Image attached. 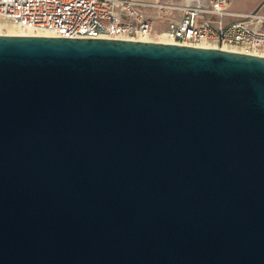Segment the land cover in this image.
Returning <instances> with one entry per match:
<instances>
[{
  "label": "water",
  "instance_id": "water-1",
  "mask_svg": "<svg viewBox=\"0 0 264 264\" xmlns=\"http://www.w3.org/2000/svg\"><path fill=\"white\" fill-rule=\"evenodd\" d=\"M0 264H264V56L0 34Z\"/></svg>",
  "mask_w": 264,
  "mask_h": 264
},
{
  "label": "built area",
  "instance_id": "built-area-1",
  "mask_svg": "<svg viewBox=\"0 0 264 264\" xmlns=\"http://www.w3.org/2000/svg\"><path fill=\"white\" fill-rule=\"evenodd\" d=\"M231 2L178 8L160 1L0 0V25L45 37L156 42L164 35L177 45L234 46L264 54V15L230 11Z\"/></svg>",
  "mask_w": 264,
  "mask_h": 264
},
{
  "label": "crops",
  "instance_id": "crops-1",
  "mask_svg": "<svg viewBox=\"0 0 264 264\" xmlns=\"http://www.w3.org/2000/svg\"><path fill=\"white\" fill-rule=\"evenodd\" d=\"M154 1V0H153ZM164 2V3H169V4H174V5H180L183 3L184 6H192V5H201V6H206L208 4V0H157L156 2ZM182 2V3H181ZM255 1H251L248 8L244 10H234L232 9L233 6V0L230 5V11L237 12V13H260L264 15V12L261 11V9L264 7V5H261L257 7L255 10L252 9V5L254 4ZM264 4V3H263ZM254 8V7H253ZM254 11V12H251Z\"/></svg>",
  "mask_w": 264,
  "mask_h": 264
},
{
  "label": "bare ground",
  "instance_id": "bare-ground-1",
  "mask_svg": "<svg viewBox=\"0 0 264 264\" xmlns=\"http://www.w3.org/2000/svg\"><path fill=\"white\" fill-rule=\"evenodd\" d=\"M154 1H157V0H154ZM3 27H6L7 30H8V33L9 35H23V34H26L24 32H21L19 30H17L15 27L11 26V25H4V26H1L0 25V31ZM1 34V32H0ZM156 42H164V43H172L170 42L164 35L162 36H159L157 40H155ZM212 48H217L215 45L213 44H210ZM224 50H230V51H237V52H243V53H252V54H257V55H262L264 56V54L260 53V52H250L249 50H247L246 48H243V47H224L223 48Z\"/></svg>",
  "mask_w": 264,
  "mask_h": 264
},
{
  "label": "rangeland",
  "instance_id": "rangeland-1",
  "mask_svg": "<svg viewBox=\"0 0 264 264\" xmlns=\"http://www.w3.org/2000/svg\"><path fill=\"white\" fill-rule=\"evenodd\" d=\"M181 1V0H180ZM251 1H255L254 4L252 5V9H256L257 7L261 6V5H264V0H233V6H232V9L234 10H244L246 8H248L249 4ZM182 3V2H181ZM178 8H183L185 7L182 4L180 5H176ZM254 7V8H253ZM260 8V7H259ZM261 11L264 12V7L261 9ZM251 12H254V11H251ZM249 13V12H248ZM245 14V13H244ZM181 15V10L178 9V11L175 13V16L179 17ZM3 28H6V27H3ZM7 29V28H6ZM1 34L4 33V34H7L8 33V30H3L1 29Z\"/></svg>",
  "mask_w": 264,
  "mask_h": 264
}]
</instances>
